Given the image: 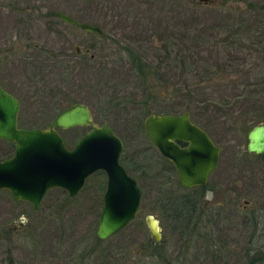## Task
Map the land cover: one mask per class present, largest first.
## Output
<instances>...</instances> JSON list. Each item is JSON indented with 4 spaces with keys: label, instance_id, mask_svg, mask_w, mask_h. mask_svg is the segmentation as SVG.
Segmentation results:
<instances>
[{
    "label": "rangeland",
    "instance_id": "rangeland-1",
    "mask_svg": "<svg viewBox=\"0 0 264 264\" xmlns=\"http://www.w3.org/2000/svg\"><path fill=\"white\" fill-rule=\"evenodd\" d=\"M0 85L19 101L20 127L85 103L120 139L119 162L140 188L135 217L97 240L102 171L71 196L48 188L37 209L1 188L0 264H247L264 254V154L246 149L264 122V0H0ZM184 111L221 150L195 229L180 233L160 209L177 173L142 120ZM86 129L58 131L71 147ZM4 140L0 158L12 152ZM145 214L158 219L159 242Z\"/></svg>",
    "mask_w": 264,
    "mask_h": 264
},
{
    "label": "water",
    "instance_id": "water-1",
    "mask_svg": "<svg viewBox=\"0 0 264 264\" xmlns=\"http://www.w3.org/2000/svg\"><path fill=\"white\" fill-rule=\"evenodd\" d=\"M58 17L83 31L100 32L99 26L65 12H58ZM18 106V99L0 85V138L13 143L12 153L0 158V189L37 209L48 188L59 186L74 195L89 174L100 170L105 185L95 237L105 239L135 217L140 188L120 164L122 143L106 121L96 124L85 103L73 102L56 112L45 127H20ZM76 125L88 129L68 149L58 129ZM142 128L160 155L174 165L181 188L205 186L218 164L221 147L190 119L189 112L149 113L142 120ZM246 136L247 151L264 154V122L255 123ZM143 221L154 241L159 242L155 215L145 214Z\"/></svg>",
    "mask_w": 264,
    "mask_h": 264
},
{
    "label": "trees",
    "instance_id": "trees-1",
    "mask_svg": "<svg viewBox=\"0 0 264 264\" xmlns=\"http://www.w3.org/2000/svg\"><path fill=\"white\" fill-rule=\"evenodd\" d=\"M4 141L12 146L10 141ZM206 190V184L201 187L194 186L193 188L183 189L175 181L173 189L163 194L162 199H160V209L165 215L164 217L171 221V229H177L180 233L191 232L195 229L197 219L200 218L202 213L201 206L203 202L201 200ZM261 260H264L263 253L251 256L247 264H256Z\"/></svg>",
    "mask_w": 264,
    "mask_h": 264
},
{
    "label": "flooded vegetation",
    "instance_id": "flooded-vegetation-1",
    "mask_svg": "<svg viewBox=\"0 0 264 264\" xmlns=\"http://www.w3.org/2000/svg\"><path fill=\"white\" fill-rule=\"evenodd\" d=\"M86 32H87V31H86ZM18 102H19V101H18ZM75 102H76V101H75ZM72 103H73V102H72ZM69 105H70V104H69ZM67 106H68V105H67ZM65 107H66V106H65ZM63 108H64V107H63ZM60 110H61V109H60ZM57 112H58V111H57ZM101 123H102V122H101ZM86 127H87V129H88V126H86ZM87 129H86V130H87ZM58 130H59V129H58ZM84 132H85V131H84ZM84 132H83V133H84ZM80 136H81V135H80ZM80 136H78V138L76 139V141L79 139ZM62 140H63V139H62ZM76 141H75V142H76ZM63 143H64V142H63ZM179 144H181V146H182V145H184V146L186 145V144H184V142H179ZM11 145H12V150H13V143H12V142H11ZM64 145H65V144H64ZM73 145H74V143H73ZM65 147L69 149V148H71L72 146H71V147H67V146L65 145ZM11 153H12V152H11ZM11 153H10V154H11ZM119 155H120V154H119ZM165 159H166V158H165ZM172 165H173V164H172ZM173 167H174V165H173ZM174 169H175V167H174ZM175 172H176V169H175ZM176 173H177V172H176ZM81 186H82V185H81ZM58 187H59V186H58ZM191 188H193V187H191ZM62 189H63V188H62ZM65 191H66V190H65ZM66 193H67V191H66ZM67 194H68V193H67ZM75 194H76V193H75ZM68 195H69V194H68ZM69 196H71V195H69ZM101 198H102V196H101ZM205 203H206V202H205Z\"/></svg>",
    "mask_w": 264,
    "mask_h": 264
}]
</instances>
